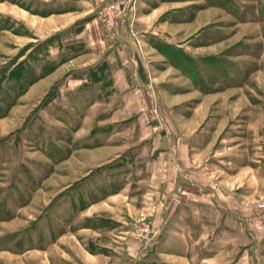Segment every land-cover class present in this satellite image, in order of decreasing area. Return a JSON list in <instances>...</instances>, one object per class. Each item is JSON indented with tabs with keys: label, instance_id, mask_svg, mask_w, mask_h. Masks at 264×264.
<instances>
[{
	"label": "rangeland",
	"instance_id": "374dc122",
	"mask_svg": "<svg viewBox=\"0 0 264 264\" xmlns=\"http://www.w3.org/2000/svg\"><path fill=\"white\" fill-rule=\"evenodd\" d=\"M58 1L0 0V264H204L209 162L243 185L216 262L264 264V0H120L110 29L113 0ZM124 60L137 81L111 89L101 70Z\"/></svg>",
	"mask_w": 264,
	"mask_h": 264
},
{
	"label": "crops",
	"instance_id": "0c3cea01",
	"mask_svg": "<svg viewBox=\"0 0 264 264\" xmlns=\"http://www.w3.org/2000/svg\"><path fill=\"white\" fill-rule=\"evenodd\" d=\"M111 0H94L95 2V9L97 7H100L101 5H105V3L109 2ZM133 1V0H132ZM156 1H159L161 4H166V0H135L134 8H145V6L153 5ZM58 2H63L64 7L68 6H76V4L81 3H88V0H60ZM160 7V6H158ZM195 22V18L192 22V24ZM131 25V24H130ZM181 26V24H177ZM182 28L179 30H176V33L181 32ZM175 34V36L177 35ZM174 36V35H173ZM79 38V36L77 37ZM174 39V38H173ZM80 43H86L87 47L89 44L91 45L92 41L89 39H80L77 40L76 43L73 44H80ZM72 43H70L71 45ZM78 48L77 45H74V47H71L68 49L69 54H71V58H79L82 57V53L79 52V54H75V49ZM122 54V52H120ZM76 56H75V55ZM67 56V55H66ZM75 56V57H74ZM69 57V58H70ZM129 61H122L121 65L117 67L115 70L112 68L103 67L101 70L102 74H111V82L108 83L109 88L119 90L120 88L123 89H130L135 85L136 80V69L131 70L130 68H133V66H129ZM128 74L129 78L125 79V75ZM81 82H85L83 80H78ZM103 82V81H102ZM103 84V83H101ZM134 84V85H133ZM133 85V86H132ZM127 97L122 98L121 100H126ZM212 144V143H210ZM209 144V148H210ZM205 169L201 170V172L198 173V164H195V174H201L203 177V182H197L195 181V246L200 251V253L204 252V256L202 258V262H205L204 264H228L224 262H216V258L218 256V253L223 250L225 245H221L218 240V238H211L216 231H220V234H225L227 231V225H230V218L233 216V214L237 215L238 213H234L231 208L229 207V210L221 209L220 206H222L220 203L228 201L230 202L232 200L231 196L229 195L232 190V185H236L237 180L239 179V188L242 185V181L240 180V177H238L237 174H231V167H222L216 165V163L209 162ZM238 216V215H237ZM174 215L172 216V218ZM229 218V219H228ZM225 219V220H224ZM223 222V224H222ZM172 223V222H171ZM189 224V223H188ZM190 225V224H189ZM220 229V230H219ZM176 232V230H173L172 233ZM172 233H170L167 238L172 236ZM219 233V232H218ZM174 236V235H173ZM172 236V237H173ZM184 237V236H183ZM175 237H173L174 239ZM175 240V239H174ZM220 246V247H219ZM222 249V250H221ZM215 250H218V253L215 254ZM211 251V252H210ZM171 255V254H168ZM184 259V257H182ZM177 260V259H176ZM175 260V261H176ZM180 262V261H179Z\"/></svg>",
	"mask_w": 264,
	"mask_h": 264
},
{
	"label": "built area",
	"instance_id": "2783aa9c",
	"mask_svg": "<svg viewBox=\"0 0 264 264\" xmlns=\"http://www.w3.org/2000/svg\"><path fill=\"white\" fill-rule=\"evenodd\" d=\"M125 12V6L120 0H113L104 6L100 13L103 24L106 28L116 27L119 24V19ZM256 207L259 210L257 217L253 221V227L256 230L264 228V195L257 200ZM140 237L148 239L153 235L151 223L143 221L138 230Z\"/></svg>",
	"mask_w": 264,
	"mask_h": 264
}]
</instances>
